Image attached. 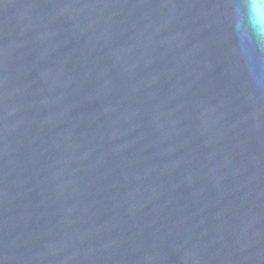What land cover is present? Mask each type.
Instances as JSON below:
<instances>
[{
	"label": "water",
	"instance_id": "obj_1",
	"mask_svg": "<svg viewBox=\"0 0 264 264\" xmlns=\"http://www.w3.org/2000/svg\"><path fill=\"white\" fill-rule=\"evenodd\" d=\"M0 264H264V0H0Z\"/></svg>",
	"mask_w": 264,
	"mask_h": 264
}]
</instances>
